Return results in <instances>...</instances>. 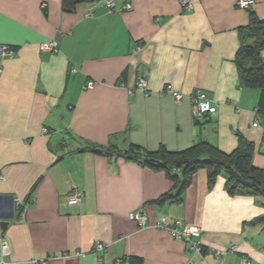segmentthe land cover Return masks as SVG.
I'll return each mask as SVG.
<instances>
[{"label": "crops", "instance_id": "1", "mask_svg": "<svg viewBox=\"0 0 264 264\" xmlns=\"http://www.w3.org/2000/svg\"><path fill=\"white\" fill-rule=\"evenodd\" d=\"M117 1L133 8L0 0V44L18 49L0 60V232L9 264H219L208 250L231 245L239 251L224 264H241L242 254L264 264V196L230 192L223 172L210 183L199 168L180 199L163 198L178 194L179 182L125 154L131 144L181 151L200 141L230 153L242 134L264 169V115L253 126L261 91L241 85L237 60L250 9L239 0H195L190 11L180 0ZM254 1L264 20V0ZM52 41L57 50L41 48ZM140 76L148 92L136 87ZM197 89L218 109L200 121ZM76 189L83 200L70 205ZM16 198L31 199L23 212ZM138 210L145 227L129 217ZM163 216L199 226L206 250L191 252L154 228ZM98 242L103 251H94Z\"/></svg>", "mask_w": 264, "mask_h": 264}, {"label": "trees", "instance_id": "2", "mask_svg": "<svg viewBox=\"0 0 264 264\" xmlns=\"http://www.w3.org/2000/svg\"><path fill=\"white\" fill-rule=\"evenodd\" d=\"M62 1L67 10L76 3V0ZM248 9L251 14L250 24L247 27L246 38L244 37L238 49L237 60L241 85L246 88H259L261 91L257 106L258 115L261 117L264 115V20H260L251 7ZM238 136L239 144L230 153L207 141H200L181 151H171L165 146L149 151L139 144H131L130 150L125 154L130 158L140 159L151 167L165 168L172 181L179 182V193L176 195L166 193L163 198L180 199L183 191L189 186L194 171L199 168L209 170L210 183L218 173L223 172L227 177L230 192L242 191L264 196V169L254 165L252 161L255 144L242 134ZM205 249L206 247L204 251ZM140 261L135 259L132 262Z\"/></svg>", "mask_w": 264, "mask_h": 264}, {"label": "built area", "instance_id": "3", "mask_svg": "<svg viewBox=\"0 0 264 264\" xmlns=\"http://www.w3.org/2000/svg\"><path fill=\"white\" fill-rule=\"evenodd\" d=\"M195 0H180L182 10L183 11H190L193 8V2ZM254 0H239L237 2L238 6L244 9H248L254 5ZM106 6L111 13L120 12V11H129L133 8V5L129 2L121 5L117 0H106ZM42 49L52 50L55 51L58 49V42L52 41L49 43H44L41 45ZM18 54V49L8 44H0V60L6 58H13ZM95 82L89 81L86 85V88H94ZM136 87L140 90L148 92V80L144 76H140L136 83ZM176 99L180 100L183 95L180 92H173ZM191 102H192V110L193 115L196 121H200L201 119L205 118L208 115L216 114L218 109L217 106L214 105L211 99L208 97L207 93L203 91V89H197L191 95ZM256 119L253 122V126L257 127L260 125V117L258 115V109L256 108ZM47 130H44L46 133ZM84 194L82 191L76 189L73 190L71 194L67 196V201L70 205H77L83 200ZM31 200V199H29ZM29 200L26 202L20 198H16V205L20 206L21 212L27 207ZM131 220L136 221L140 226L145 227L147 225V216L145 212L142 210L134 211L129 215ZM154 228L166 231L170 234L174 239L178 241H182L186 243L187 248L191 252L195 253H203L204 252V245L199 240L201 236V228L197 225L188 224L181 219H173L169 216H163L158 222L153 225ZM105 249V245L101 242L96 243L94 246V251H103ZM206 250V249H205ZM209 252L213 253L216 260L219 264H224L221 262L222 257L226 256L229 253H235L239 251L237 245H231L226 250H214L210 249ZM11 247L6 240L2 233L0 232V264H9L10 256H11ZM37 262V261H35ZM41 263L43 264L44 261L42 260ZM241 264H253L252 260L249 256L243 254L241 256Z\"/></svg>", "mask_w": 264, "mask_h": 264}, {"label": "water", "instance_id": "4", "mask_svg": "<svg viewBox=\"0 0 264 264\" xmlns=\"http://www.w3.org/2000/svg\"><path fill=\"white\" fill-rule=\"evenodd\" d=\"M6 224H7V223H5V222H2V223H1V225H3V226L6 225Z\"/></svg>", "mask_w": 264, "mask_h": 264}, {"label": "rangeland", "instance_id": "5", "mask_svg": "<svg viewBox=\"0 0 264 264\" xmlns=\"http://www.w3.org/2000/svg\"><path fill=\"white\" fill-rule=\"evenodd\" d=\"M243 255V254H242Z\"/></svg>", "mask_w": 264, "mask_h": 264}]
</instances>
